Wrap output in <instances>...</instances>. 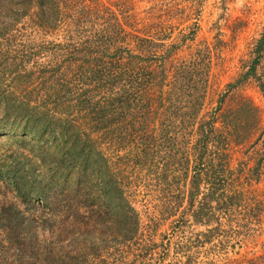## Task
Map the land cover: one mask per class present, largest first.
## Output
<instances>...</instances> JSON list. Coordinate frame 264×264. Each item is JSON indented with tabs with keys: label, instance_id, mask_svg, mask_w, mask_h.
<instances>
[{
	"label": "rangeland",
	"instance_id": "374dc122",
	"mask_svg": "<svg viewBox=\"0 0 264 264\" xmlns=\"http://www.w3.org/2000/svg\"><path fill=\"white\" fill-rule=\"evenodd\" d=\"M111 1L125 4L127 23L133 21L137 30H145L143 35L128 27L121 34L114 30L107 42L97 36L90 48L108 62L103 73L112 97L120 94V103H125L127 98L132 100V93L138 105L130 101L132 106L112 116V138L106 145L111 175L136 210L139 226L129 239L118 209L100 207L99 201L94 205L97 200L92 197H79L70 214L58 209L62 211L59 221L65 222V232L70 233L53 250L56 259L25 258L23 264H245L243 260L264 251V0ZM152 13L159 17L160 27L147 29L145 24L156 22L149 19ZM19 29L0 38V68L25 61L27 74L49 65L64 69L72 53L78 55L72 52L75 46L91 44L81 37L88 33L67 36L63 28L34 31L24 23ZM138 37L152 40L151 51L158 57L170 55L167 65L173 66L168 68L186 67L179 84L173 85L171 78L165 85L159 83L164 102L158 106L160 92L151 113L143 111L141 92L137 93L142 89V71L150 64L131 58L139 53ZM67 78L70 91L62 98L77 97L80 81H75L74 73ZM10 80L9 76L1 79L3 83ZM247 101L258 109L259 124L248 141L237 144L235 137L227 138L232 131L226 121L238 123L233 120L235 112ZM204 122H213L216 141L227 139L211 143L214 146L199 169L193 160ZM33 146L37 142L18 127L0 130V211L13 206L36 218L39 239L47 243L49 231L43 221L50 208L31 192L21 197L14 184L19 173L29 187L47 177L39 164L25 160L32 156ZM146 155L148 160L141 161ZM200 170L203 173L198 176ZM193 177L200 187L191 207L190 194L197 191ZM211 182L213 189L219 188L216 199L233 197L232 202L227 206L223 200L211 203ZM201 210L202 219H193ZM91 221L99 223L96 230ZM7 231L0 220V245L9 246ZM5 252L0 264L19 263L13 250Z\"/></svg>",
	"mask_w": 264,
	"mask_h": 264
},
{
	"label": "trees",
	"instance_id": "16d2710c",
	"mask_svg": "<svg viewBox=\"0 0 264 264\" xmlns=\"http://www.w3.org/2000/svg\"><path fill=\"white\" fill-rule=\"evenodd\" d=\"M125 8V4L111 0H0V38L20 30V25L24 23L27 27L34 28V31L53 32L63 28L67 36L88 33L81 37L91 43L90 47L75 46L72 52L78 55L73 57L74 53L71 52L73 56L67 59L68 66L64 69L49 65L27 74L23 69L26 68L25 61L10 64L5 69L0 68V130L2 127L13 125L18 127L24 136H32L37 146H33L32 156L26 157L25 160L39 164L47 176L35 186L29 187L22 182L24 176L19 173L15 177V188L21 197L25 196L24 192H31L30 194L37 195L39 200L50 208L48 216L43 221L49 231V237H46L49 241L47 244L45 240L39 239L35 226L40 224L36 218L30 219L17 207H3L0 211V220L5 223V228L8 230L9 246L0 245V256L6 253L5 251L13 250L18 264H23L25 258L34 262L55 260L56 254L53 250L70 233L65 232L63 226L65 222L60 223L59 212L70 214L79 197L86 200L92 197L97 200L93 202L94 205L99 201L100 207L104 205L107 209H118L125 219L124 226L126 224L129 229L130 235L128 234L127 237L129 239L135 237L134 233L140 219L123 194L120 184L111 175L110 148L108 149L106 144L111 142L112 138L110 131L112 116L116 112H124L125 107H130V101L133 105L136 99L132 93V100L127 98L125 103H120L122 101L118 98L120 94L112 97L111 87H108L109 79H106L103 73L108 62L105 61L104 56L97 57V52L90 49L95 46L94 39L97 36L107 42L106 38L113 35L114 30L121 34L128 27L135 33L145 34L144 28L137 30V25L133 21L132 25L127 23ZM153 11L154 8L151 12ZM149 19H155L156 22L145 24V28L160 27V23H157L158 16L152 13ZM96 43L101 44L98 41ZM141 43L145 44L143 48L145 51H142ZM152 45L155 43L150 39H139L136 44L139 53L131 57L150 64L142 71V89L137 91L138 88L132 86L134 91L141 92L142 108L147 113L152 112L160 92V96L163 95L160 84L165 85L170 78L173 80V85L179 84L182 81L181 73L186 69L184 64L168 68L172 65H167L169 64L167 58L170 55L158 57L154 51H151ZM142 52L148 53V57H143ZM71 73L76 76L75 81H80L79 95L64 99L62 94L70 91L67 77ZM8 76L10 82L3 83L1 79ZM24 79L26 82L29 79V84ZM29 87L30 91L27 90ZM262 87L264 91V84ZM124 92L125 90L122 93ZM23 93H26V96H21ZM98 94L103 95L97 99L95 95ZM163 102L162 96L158 106L160 107ZM135 105L138 106L137 104L133 106ZM158 106L157 109H160ZM196 108L197 106L192 113L194 115L197 114ZM235 114L233 120L237 119L239 122L226 121V127L232 131L231 134L226 135L227 138L230 136V139L232 136L235 137V142L240 144L248 141V138L257 131L259 113L258 109L247 101L240 105ZM251 118L254 119V124L251 123ZM200 129L201 139L195 147L193 160L199 169L204 166L209 147L214 146L211 143L220 144L227 139L216 141L217 138L212 136L213 122L202 123ZM148 157L149 155L141 156V161L148 160ZM202 173L203 171L200 170L197 174L201 176ZM192 185L197 191H192L190 194L191 207L200 187L196 177H193ZM209 185L212 187L211 194L208 193L211 203L223 200L226 202L223 205L227 206L228 202H232L230 199L233 197L216 199V191L219 188L213 189V182ZM59 198H63L61 205ZM54 201H58V204ZM202 206L205 205L202 203ZM58 209L62 211L58 212ZM258 210L261 215V210ZM201 213L202 210L196 215L193 214V219H202ZM98 224L95 222L93 229L96 230ZM60 225H62L61 231ZM49 245H52V248ZM243 262L264 264V251L260 255L253 254Z\"/></svg>",
	"mask_w": 264,
	"mask_h": 264
}]
</instances>
